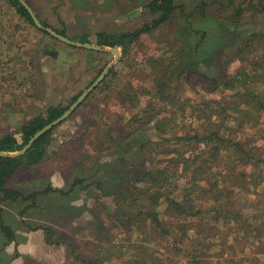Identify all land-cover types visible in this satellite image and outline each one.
<instances>
[{"label":"rangeland","instance_id":"rangeland-1","mask_svg":"<svg viewBox=\"0 0 264 264\" xmlns=\"http://www.w3.org/2000/svg\"><path fill=\"white\" fill-rule=\"evenodd\" d=\"M26 1L41 23L49 26L46 28L81 44L97 46L100 33L117 36L135 31L153 19L146 9L151 0ZM217 1L228 0H175L178 19L172 25L143 35L126 53L119 48L121 57L103 81L67 120L53 129L46 160L37 167L21 168L11 178L7 188L25 197L39 194L36 199L14 202L3 199L0 193V223L12 227L16 235V240L6 245L0 231V264H87L88 260L135 264L139 256L152 257L153 253H143L144 248L132 253L126 247L131 235L120 226L128 217L154 209L150 197H140L135 191L134 187L140 185L136 181L165 165L166 150L176 149L179 156H186L190 126L206 135L216 128L221 119L204 114L203 101H210V109L218 107L212 99L233 101L222 82H216L218 90L212 95L200 96L199 88L193 87L199 74L188 67L198 61L201 73L215 76L216 64L232 59L253 32L264 31L263 6L255 10L249 4L261 0H232L236 8L233 14L246 13L247 18L229 27L216 23ZM203 3L205 11H200ZM84 38L87 42H81ZM163 53L166 64H157L153 69L150 63ZM114 60L112 52L91 51L58 41L31 25L11 0H0V140L6 134H15L22 142L20 129L25 124L46 114L50 107H70ZM172 62L177 71H162ZM254 67L260 73L264 71V47L239 54L230 74L243 70L252 73ZM155 76L164 78L159 84L167 83L163 85L166 97L136 125L132 121L135 114L154 102L156 97L151 93L157 96ZM244 81L252 91L264 90V83L252 76ZM122 94L128 97L126 103L120 99ZM259 110L251 111V116L244 112L225 123L219 133L222 146L240 142L246 149L258 148L259 157L264 159V110ZM206 119L211 122L209 129L202 125ZM237 151L236 147L232 150L239 161ZM222 168L236 174L231 175L235 188L224 195L234 200L236 212L247 219L243 216L230 223L224 218L218 226L201 227L203 235L210 236L207 241L214 245L210 251L205 250L210 257L214 255L207 262L264 264V165L259 177L263 182L249 187L239 182L240 173L234 166L225 161ZM244 170L252 173L251 167ZM164 195H175V191L168 188ZM35 228L40 229L32 230ZM47 228L52 229L51 239L60 244L47 243ZM151 228L152 225L145 227L146 234L141 230L132 233V241L127 244L134 249L145 245V239L154 235ZM189 234L195 236L196 231ZM41 235L43 240L37 238ZM28 236L34 244L32 253L26 252ZM99 236L113 241L115 244L108 246L113 250L100 243ZM180 240L183 248L189 249L191 238ZM167 246V241L161 243L156 264H182L176 256L168 258L162 249Z\"/></svg>","mask_w":264,"mask_h":264},{"label":"trees","instance_id":"trees-1","mask_svg":"<svg viewBox=\"0 0 264 264\" xmlns=\"http://www.w3.org/2000/svg\"><path fill=\"white\" fill-rule=\"evenodd\" d=\"M11 2L16 7L18 13L23 18L27 19L31 25L36 27L30 14L21 3L18 0H11ZM249 4L255 10L258 9L259 5L264 8V0H261L258 4H253V2ZM216 5L217 11L219 12V19L216 20V23L229 27L240 25L245 20L246 13L244 15H242V13L238 14L237 12L233 14V10L236 8H234L232 0L225 2L217 1ZM205 7L206 4L203 3L199 10L205 11ZM146 9L149 14L153 16L151 22L145 23L141 28L135 31L122 33L117 36L100 33L97 35V46L119 47L126 53L130 46L138 42L143 35H152L160 27L165 25L170 26L178 19L176 12L179 10V6L176 5L175 0H151L146 6ZM42 24L45 27H49L43 22ZM204 35L206 36V34H203V39ZM81 42H87V40L84 38ZM253 47H264V31L253 32L246 41V44L236 51L232 59L223 61L222 65L216 64L219 66L216 67L218 71L215 76H207L201 73L199 67L196 65L199 64L198 61L193 62L192 65L188 67L191 72H198L199 74L198 81L193 84V87L199 88L200 96L205 98L206 95H212L218 90V84L216 82H222L221 86L227 89L226 93L229 94L228 98L233 101L229 102L223 99V103H221L219 100L212 99V104L218 106L213 109L208 108L207 104L210 101H203L201 106L204 108V114H209L211 118L216 117L221 119L220 123H216V128H212L206 135V133H200L190 126L187 138L189 146L187 147L188 152L186 156L184 154L179 156V150L168 149L164 153L168 158L167 161L164 162L165 165H160L158 169L144 173L142 178L136 181L140 184L134 187L138 195L140 197H150L149 200L153 202L155 206L152 210L148 208L147 212L142 211L138 216L132 218L128 217L125 225L120 224V226L125 229V234L131 235L127 237V243L132 241V233L141 230L146 234L144 232L145 227L147 228V226L152 225L150 230L154 231V235L153 237L145 239V245L142 244L138 249H134L132 244L126 243V247L132 250V253H136L137 250L142 248L145 249L143 252L145 254L153 253L152 257L149 256L148 258L139 259V256L138 259H135V264H156V262L160 260L158 255L163 241H167L168 244L167 249L162 247L165 253H168V258L176 256L178 257V261L182 264H211L207 262V258H212L214 255L210 257V253H206L205 250L207 249L210 251L211 248L213 249L214 245H210L209 241H207V238L210 236H206V234L203 235V229H201V227L209 224V226H218L222 220L224 221V218L231 223L236 221V219L243 218V216L245 217L244 214L242 215L236 212L233 203L234 200L232 201L231 197L226 199L224 195L226 190L229 191L227 192L229 195L231 191H233V188H235L231 175L236 174H230V170L223 169L222 165L226 161L230 166H234L237 174L240 173L238 177L239 182H242L244 185L248 187L251 185L259 186V183L263 182L259 177L260 169L264 165V159L259 157L258 148L251 150L246 149V146L240 142H236L235 146L223 147V140L219 137V133L223 130L225 123L234 121L238 116L244 114V112L247 114L249 113L251 116V111L253 110H264V90L252 91L247 81H244L247 76H252L254 80L258 79L264 83V71L260 73L259 69L254 67L252 73L243 70L237 71L234 76L230 74L231 66L235 63L239 54L250 51ZM164 58L165 55L163 53L157 61L150 63L151 67L156 69L159 64L162 66L165 65L166 60ZM174 65V62L169 63L162 71H165L166 74L168 72H175L178 67H174ZM163 79V77L155 76V81L157 82L155 86L157 88L159 87L157 96H153L152 93L150 94L151 97H156L154 102L141 113L135 114L132 119L134 124L137 125L140 123L141 120L146 117L145 114L153 110L155 111V106H157L156 103L165 99L164 90L166 87L163 88V85L167 86V83L164 81V84H159ZM144 94L146 96L149 95V93ZM123 95L124 94L120 96V99L123 103H126L128 97ZM134 98H136V93ZM68 109L69 107H50L46 114L33 118L20 129L22 142L17 140L15 134H6L0 140V151L15 153L23 149L38 131L62 116ZM159 114L160 112L157 113V115ZM202 125L209 129V127H211V122L209 119H206L203 121ZM137 128L138 127H136V129ZM52 132L53 130L40 137L24 155L18 157H0V193L3 199H11L16 202L18 200L27 201L37 198L39 193H33L25 197L22 193L7 188V183L21 168L37 167L46 160L47 146L50 144ZM232 142H235V140ZM235 147L239 150L237 151L238 157L241 156L240 159H238L239 161L236 160L237 155L232 152ZM227 151L231 154L229 153V155H227ZM239 162L242 169H239ZM174 165H176V167ZM248 167L252 168V173L244 170ZM251 180L254 181V184H251ZM77 182L79 181L77 180L75 184ZM236 184L240 186L239 183ZM168 188H173L175 195L165 196L164 191ZM58 192L65 194L64 191ZM225 199L226 201H224ZM245 218L247 219V217ZM37 229L40 228L32 230ZM192 230L196 231L195 236H190L189 233ZM0 231L7 241L6 245L16 240L15 232L9 225L1 222ZM45 231L47 232L48 244H60L51 239V228H47ZM206 231H209V229H205V232ZM179 233L180 238H183L184 241L191 238L192 241L190 242L189 249L185 250L183 248V243L178 237ZM101 238V236L98 237L100 243H103L107 247L110 244H115L113 241H106ZM147 243L151 244L152 247L147 246ZM108 249L113 250V247H108ZM86 263L102 264L94 260H88ZM130 264L133 263L131 262Z\"/></svg>","mask_w":264,"mask_h":264},{"label":"water","instance_id":"water-1","mask_svg":"<svg viewBox=\"0 0 264 264\" xmlns=\"http://www.w3.org/2000/svg\"><path fill=\"white\" fill-rule=\"evenodd\" d=\"M18 1L28 11L35 26L38 29L50 34L52 37H54L58 41L65 43L69 46H74V47L96 51V52H112L115 55V60L114 62H112L109 66H107L104 69V71L100 74V76L96 79V81L82 95L79 96V98L74 102V104H72L70 108L62 116H60L55 121L51 122L50 124L45 126L43 129L38 131L29 140V142L23 149L15 153H6L4 151H0V157H18V156L26 154L40 137H42L44 134L48 133L49 131L53 130L54 128H56L58 125L63 123L73 114V112L84 102V100L90 95V93L103 81V79L109 73L111 67L115 63H117L121 57V51L119 47H100V46L86 44V43H83V44L75 43L72 40L56 33L55 31L49 30L48 28L44 27V25L41 23V21L38 19L37 15L35 14L33 8L29 5V3L26 0H18Z\"/></svg>","mask_w":264,"mask_h":264},{"label":"crops","instance_id":"crops-1","mask_svg":"<svg viewBox=\"0 0 264 264\" xmlns=\"http://www.w3.org/2000/svg\"><path fill=\"white\" fill-rule=\"evenodd\" d=\"M39 238V240H43L44 237L41 235V237H37ZM41 238V239H40ZM28 250L26 251L27 253H32L33 252V248H34V244L32 243V239L30 236H28Z\"/></svg>","mask_w":264,"mask_h":264},{"label":"flooded vegetation","instance_id":"flooded-vegetation-1","mask_svg":"<svg viewBox=\"0 0 264 264\" xmlns=\"http://www.w3.org/2000/svg\"><path fill=\"white\" fill-rule=\"evenodd\" d=\"M82 94H83V93H82ZM82 94H81V95H82ZM78 98H79V97H78ZM78 98H77V99H78ZM73 104H74V103H73ZM69 108H70V107H69Z\"/></svg>","mask_w":264,"mask_h":264}]
</instances>
